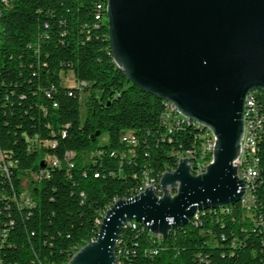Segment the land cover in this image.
<instances>
[{"label":"trees","instance_id":"16d2710c","mask_svg":"<svg viewBox=\"0 0 264 264\" xmlns=\"http://www.w3.org/2000/svg\"><path fill=\"white\" fill-rule=\"evenodd\" d=\"M105 9L106 0L0 2V151L16 165L11 183L19 193L22 174L47 171L29 188L32 206L17 212L0 199V218L13 221L0 264H67L96 237L101 210L134 196L146 175L158 181L177 151L198 144L193 126L168 131L161 115L169 106L117 67ZM69 71L76 85L62 82ZM89 89L81 121L80 97ZM255 96L263 123L250 210L239 201L201 210L196 224L192 217L164 238L127 222L115 243L117 264H264V92L251 91L248 101ZM126 132L134 145L121 139ZM51 158L59 165L48 167Z\"/></svg>","mask_w":264,"mask_h":264},{"label":"water","instance_id":"95a60500","mask_svg":"<svg viewBox=\"0 0 264 264\" xmlns=\"http://www.w3.org/2000/svg\"><path fill=\"white\" fill-rule=\"evenodd\" d=\"M105 10L109 49L127 81L208 127L215 144L202 172L179 158L159 177V195L147 186L116 199L95 239L67 264H117L115 242L125 221L164 238L196 210L238 202L244 182L232 161L244 100L251 89L264 91V0H106Z\"/></svg>","mask_w":264,"mask_h":264},{"label":"built area","instance_id":"2783aa9c","mask_svg":"<svg viewBox=\"0 0 264 264\" xmlns=\"http://www.w3.org/2000/svg\"><path fill=\"white\" fill-rule=\"evenodd\" d=\"M0 2L7 4L8 0H0ZM81 84H83V82H81ZM257 97L258 96H255V101H248V97H245L243 129L239 141V152L237 157L232 161L233 165H235L236 167L237 176L243 179L244 183H251V186H253L254 180L258 175V157H250V151H247V142H249L250 140H259V133L263 123V116L259 112V106L257 104ZM161 119L166 125L168 131H171L176 126L180 125L193 126L199 131L197 146L193 147L192 149L177 151L175 153V158L186 157L188 159V163L190 164L192 172L193 170H200V172H202L206 164H208L212 159L215 137H208V135L205 134V126L202 123L192 120L189 117L183 115L180 110L171 102L170 107H168V113H162ZM121 139L124 140L128 145H134L136 143L134 136L130 132L124 133ZM128 152L133 153V150L130 148L128 149ZM66 155H70V153H66ZM46 164L48 167H54L59 165V161L56 158H51L46 160ZM68 165L71 166V163H68ZM15 166V163L0 151V199H8L11 204L6 202L5 207L12 205L15 210L19 212V206H32L33 199L31 197L30 191H25L23 189L21 180L20 184L22 187V191L20 193L19 188L18 191H15L12 187L10 168ZM46 172V170L36 173L28 172L24 175L31 174L34 178L33 182H35L38 177L47 175ZM24 175L22 174L20 176V179L24 177ZM5 185H8L9 193L5 192ZM147 186H151L153 190H155V193L158 194V181H156L149 175H146V187ZM115 200L116 199H114L113 202ZM252 202L253 200H245V192H243L241 198L239 199L241 208L245 211H249ZM110 205L101 210L98 216L95 218V224L97 225V228L101 222V218L104 212L110 207ZM219 210L228 211L229 208ZM199 211L201 210H196L192 215V217H195V224L197 223L199 218ZM12 225L13 221L8 215L4 214V216L0 218V247L6 244V237L11 230ZM129 225L131 227L136 226V224ZM160 237L161 236L159 235V238ZM94 239L95 238H91L89 241H93ZM152 252L155 253L156 250H152Z\"/></svg>","mask_w":264,"mask_h":264},{"label":"rangeland","instance_id":"374dc122","mask_svg":"<svg viewBox=\"0 0 264 264\" xmlns=\"http://www.w3.org/2000/svg\"><path fill=\"white\" fill-rule=\"evenodd\" d=\"M71 71H69L68 73H65V77L62 76L63 78V83L65 86H73L76 85V82L73 79V76L70 74ZM90 93H92V90L89 89L87 92L83 93L80 97V120L82 121L85 117V107H84V102H85V97L86 95H89ZM106 140V135L103 134L100 138L99 141L101 144H103ZM84 161H88V156L86 155V153H84ZM21 183H22V187L25 191H29V188L34 180L33 176L31 174H26L24 175V177H22L21 179Z\"/></svg>","mask_w":264,"mask_h":264},{"label":"bare ground","instance_id":"6f19581e","mask_svg":"<svg viewBox=\"0 0 264 264\" xmlns=\"http://www.w3.org/2000/svg\"><path fill=\"white\" fill-rule=\"evenodd\" d=\"M251 91H262V90H258V89H251V90H249L248 92H247V94H246V96L245 97H248V94L251 92ZM264 92V91H263ZM163 102H165L169 107H170V102H168V101H163ZM205 131H206V134L208 135V137H215L214 136V134L211 132V130L208 128V127H206L205 126ZM255 146H256V144H255V140H250L249 142H247V151H250V157H252V154H253V152H254V150H255ZM179 160V159H178ZM177 160V161H178ZM177 163V162H176ZM175 163V164H176ZM175 167V166H174ZM174 169V168H173ZM172 169V170H173ZM171 171V170H170ZM193 173L194 174H197V173H200V170H193ZM249 184L250 183H244V192H245V200H252V196H251V194H250V189H249ZM146 187V179L145 180H143L142 181V184H141V186L137 189V191L135 192V195L137 194V193H139L140 191H142L144 188ZM155 191V190H154ZM160 194V189L158 188V195ZM227 206V205H226ZM223 207H225V206H223ZM212 208H216V207H212ZM219 208H221V207H219ZM203 210H205V209H203ZM192 218V217H191ZM130 221H132V220H128V221H125L124 223H123V225L125 224V223H127V222H130ZM134 221V220H133ZM190 221V220H189ZM122 225V226H123ZM144 226V225H143ZM147 230V229H146ZM158 235V234H157ZM116 243V242H115Z\"/></svg>","mask_w":264,"mask_h":264}]
</instances>
